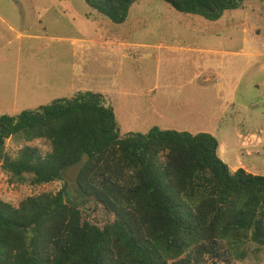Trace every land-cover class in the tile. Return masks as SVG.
<instances>
[{
  "label": "trees",
  "instance_id": "trees-1",
  "mask_svg": "<svg viewBox=\"0 0 264 264\" xmlns=\"http://www.w3.org/2000/svg\"><path fill=\"white\" fill-rule=\"evenodd\" d=\"M83 1L122 24L137 0ZM162 1L216 21L249 0ZM8 139L50 150L26 144L14 153ZM218 147L206 132L121 135L113 107L91 91L1 115L10 183H52L80 168L75 192L64 184L18 206L0 199V264H237L248 242L264 248V176L231 170Z\"/></svg>",
  "mask_w": 264,
  "mask_h": 264
},
{
  "label": "rangeland",
  "instance_id": "rangeland-1",
  "mask_svg": "<svg viewBox=\"0 0 264 264\" xmlns=\"http://www.w3.org/2000/svg\"><path fill=\"white\" fill-rule=\"evenodd\" d=\"M185 29L206 37L201 56L209 68L199 69L198 79L192 80L186 61L190 41L182 40L188 37L167 35ZM161 41L172 48L159 47ZM201 80L206 89L198 86ZM152 83L158 85V113L144 108L140 96L130 103ZM84 91L105 96L121 135L153 126L210 133L231 170L264 176V1L249 0L209 21L162 0H137L127 20L114 24L83 0H0V116ZM26 144L50 150L41 140L6 142L14 153ZM79 168H69L61 181L30 185L10 183L0 167V199L18 206L64 184L75 192ZM244 252L237 264H264V248L248 242Z\"/></svg>",
  "mask_w": 264,
  "mask_h": 264
},
{
  "label": "crops",
  "instance_id": "crops-1",
  "mask_svg": "<svg viewBox=\"0 0 264 264\" xmlns=\"http://www.w3.org/2000/svg\"><path fill=\"white\" fill-rule=\"evenodd\" d=\"M167 35L170 37H188L187 39L182 40V43L190 41L185 45L189 46L188 51H191L190 56L188 57V59H186V61H187V65L191 69V74L194 75L192 80L194 78H197V76L199 75V73L197 72L199 69L209 68L208 64L206 63V57L201 56L202 52L206 53V51H207V49H206L207 42H206V37H205L204 33L202 34L200 30L185 29V30H174V31H171V33H169ZM202 38H203V40H202ZM202 44H203V50H202ZM158 46L161 48H164V46H166L167 48H172V46L165 45V43L163 41L159 42ZM198 82H202V84H203V86L198 85L200 88L203 87V89H206L207 81L201 80ZM157 90H158L157 83H152L149 90H147V92L145 94H140V92L134 93L133 96L135 98L132 99L130 101V103L139 102L136 100H138L139 96H140L141 102H142V105L144 108L148 109L151 113H158L157 106H156V100H155V99H158V97H159ZM106 103H107V101H106ZM125 103H127V101ZM122 107L125 108L126 105L123 104ZM113 109H114V107H113Z\"/></svg>",
  "mask_w": 264,
  "mask_h": 264
}]
</instances>
